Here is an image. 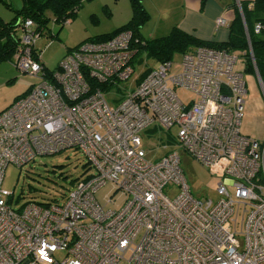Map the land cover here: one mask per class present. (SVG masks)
Wrapping results in <instances>:
<instances>
[{"label": "built area", "instance_id": "2783aa9c", "mask_svg": "<svg viewBox=\"0 0 264 264\" xmlns=\"http://www.w3.org/2000/svg\"><path fill=\"white\" fill-rule=\"evenodd\" d=\"M227 25L215 20L216 29ZM18 26L9 64L41 82L0 111V264H264V140L240 133L246 89L237 56L195 48L177 71L171 61L160 63L127 88L130 32L84 42L47 71L34 50L37 24ZM261 30L254 26L255 34ZM178 89L195 99L182 101ZM151 126L167 143L176 128L173 142L219 179L213 199L191 195L177 150L146 159L141 136ZM68 149L92 174L60 201L15 207L2 187L6 168ZM108 183L116 189L102 205L96 194ZM166 187L177 189L173 198ZM117 192L125 197L121 207L106 208Z\"/></svg>", "mask_w": 264, "mask_h": 264}, {"label": "rangeland", "instance_id": "374dc122", "mask_svg": "<svg viewBox=\"0 0 264 264\" xmlns=\"http://www.w3.org/2000/svg\"><path fill=\"white\" fill-rule=\"evenodd\" d=\"M6 1L13 9L20 8L19 0ZM12 16L13 13L0 4L1 20L8 22ZM130 17L131 8L128 0H83L73 18L70 19V24L60 26L50 23L49 29L54 38L49 39L43 35L36 41L35 48L41 51L42 61L48 69L52 70L57 67L66 51L73 50L95 37L113 32L126 24ZM154 23L155 19L150 18L149 15V20L141 31L144 38L148 37L147 34L152 31ZM161 34L158 32L152 37H160ZM180 61L181 55H175L172 58V72L178 70ZM154 65L153 61L145 60L143 64L135 66L133 75L124 84L127 88H132L139 74L145 68ZM235 68L243 74L246 89L240 133L261 143L264 140L263 94L255 74L244 70V63L239 57ZM40 82L39 77L21 74L9 62H0V111L8 107L16 97L26 93L29 88ZM176 92L178 97L186 103L195 99V95L187 91L178 89ZM148 131L141 136L146 159L149 162H155L165 153L177 150L180 156V167L191 195L195 198L213 199L219 179L213 177L201 163L181 151L173 142L176 128L170 130L168 143L165 133L157 130L156 126L149 127ZM87 168L83 156L77 150L68 149L56 155L37 157L34 162L21 169L8 166L4 173L2 187L13 194L14 200L19 197V202L15 206L17 208L28 201L38 203L60 201L62 196L71 189V182L92 174V169ZM115 189V185L106 184L97 192V201L102 205L105 204L106 198ZM165 191L169 193L170 198L177 193L174 187H166ZM229 191L232 193V189ZM114 198L116 204L107 205L106 208L118 210L125 200L121 192H117ZM57 258H62V254H57Z\"/></svg>", "mask_w": 264, "mask_h": 264}, {"label": "trees", "instance_id": "16d2710c", "mask_svg": "<svg viewBox=\"0 0 264 264\" xmlns=\"http://www.w3.org/2000/svg\"><path fill=\"white\" fill-rule=\"evenodd\" d=\"M20 8L13 9L6 0H0L6 9L13 13L12 19L4 22L0 18V62H10L18 47L20 29L18 24L24 19L34 21L40 32V36L46 35L52 39L54 35L49 29L50 23L64 26L67 20L75 15L83 0H19ZM131 8L129 21L105 35L95 37L89 42H105L120 32L128 31L131 34V49L135 50L130 65L134 72V67L146 61L155 63L152 67H147L134 80L137 85L156 65L171 61L175 55H184L195 48H208L218 51H226L241 58L246 72L254 73V68L260 78L264 88V30L254 33V26L259 24L264 26V0H253L251 3H240L239 9L235 10L233 18L228 22V40L226 42H207L199 40L189 34L182 32L177 27L165 36L155 38H144L141 29L149 20V15L142 6L141 0H128ZM204 0H202V3ZM247 34V35H246ZM248 36V37H247ZM248 48L251 50L253 63L249 58ZM34 50H37L34 48ZM38 51V50H37ZM71 50L65 52L64 56ZM63 56V57H64ZM47 70V69H46ZM49 71V70H47ZM105 93L110 86L97 85ZM114 92H121L115 89ZM22 95V94H21ZM20 97V96H19ZM16 97L15 99H17ZM149 132V131H148ZM170 142V140H168ZM77 180V179H76ZM75 180V181H76ZM73 182H71L72 184ZM63 199V196L62 198ZM11 200L8 201L10 204ZM19 202V197L14 200ZM34 202V201H28ZM56 202V201H52ZM38 203V202H35ZM49 202L38 203L48 204Z\"/></svg>", "mask_w": 264, "mask_h": 264}, {"label": "crops", "instance_id": "0c3cea01", "mask_svg": "<svg viewBox=\"0 0 264 264\" xmlns=\"http://www.w3.org/2000/svg\"><path fill=\"white\" fill-rule=\"evenodd\" d=\"M141 1L150 18L155 19L147 38H153L152 35L158 32L165 36L171 28L177 27L199 40L222 43L228 40V26L216 29L215 20L224 18L230 22L240 3H251L253 0H204L203 3L202 0ZM42 63L50 70L43 61Z\"/></svg>", "mask_w": 264, "mask_h": 264}]
</instances>
